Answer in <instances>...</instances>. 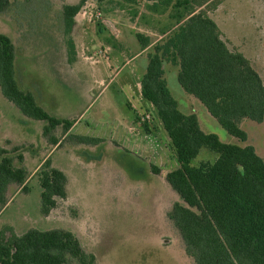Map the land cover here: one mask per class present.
<instances>
[{
    "label": "rangeland",
    "instance_id": "rangeland-1",
    "mask_svg": "<svg viewBox=\"0 0 264 264\" xmlns=\"http://www.w3.org/2000/svg\"><path fill=\"white\" fill-rule=\"evenodd\" d=\"M68 1L10 0L0 14V33L15 46L19 88L74 124L69 133L62 125L52 132L56 145L43 134L47 122L24 116L0 88V148L28 171L27 191L9 186L0 228L11 226L20 236L31 229L71 231L94 264H196L170 219L175 203L186 206L166 179L179 167L176 152L141 86L148 55L176 29L185 0H90L71 32L63 12ZM188 1L217 23L229 49L243 53L264 81V0ZM138 33L151 38L147 49ZM164 70L179 109L196 114L203 131L224 143L254 145L264 157V128L242 121L248 139L230 135L181 87L177 65L164 61ZM216 158L203 150L194 164ZM46 162L67 177V197L57 198L47 216L40 185ZM66 264L81 262L69 257Z\"/></svg>",
    "mask_w": 264,
    "mask_h": 264
},
{
    "label": "trees",
    "instance_id": "trees-1",
    "mask_svg": "<svg viewBox=\"0 0 264 264\" xmlns=\"http://www.w3.org/2000/svg\"><path fill=\"white\" fill-rule=\"evenodd\" d=\"M89 0L63 7L65 25L71 32L75 18ZM103 3L109 0H97ZM136 3L139 0H118ZM207 3V2H206ZM205 3V4H206ZM179 14L176 29L148 55L141 86L142 96L157 110L176 152L179 167L167 181L184 201L175 203L170 219L179 230L196 264H264V158L254 146L224 143L218 135L201 128L196 114H185L164 78V61L179 67L181 87L197 98L230 135L246 141L239 126L243 119L264 121V81L243 53L232 51L222 40L219 26L188 0ZM10 0H0V14ZM142 49L151 38L136 35ZM15 46L0 33V88L27 118L47 122L43 134L58 144L52 132L59 126L68 133L69 120L50 115L30 92L22 91L15 78ZM96 144L99 139L80 137ZM203 150L217 158L195 165ZM0 148V209L8 204V189L16 184L27 191L28 171L17 167ZM23 162V157H19ZM41 211L49 215L57 198L67 197L65 173L46 162L40 174ZM69 257L81 264H94L95 256L84 251L71 231L31 229L18 235L11 226L0 228V264H66Z\"/></svg>",
    "mask_w": 264,
    "mask_h": 264
},
{
    "label": "crops",
    "instance_id": "crops-1",
    "mask_svg": "<svg viewBox=\"0 0 264 264\" xmlns=\"http://www.w3.org/2000/svg\"><path fill=\"white\" fill-rule=\"evenodd\" d=\"M89 1H90V0H89ZM89 1H88V2H89ZM79 2H80V1H78V0H71V1L69 0V1L67 2L66 5H77ZM88 2H87V3H88ZM96 2L98 3L97 0H96ZM87 3H86V5H85L83 8H87V5H88ZM99 4H101V3H99ZM83 8H82V9H83ZM75 23L77 24V18H75ZM223 33H224V32H223ZM131 61H132V60H131ZM131 61L129 60V62H128L127 64H129ZM122 85H124L125 87L128 86L127 88H128V91L130 92V90H131V89H130V85H128V84H127L126 82H124V81L122 82ZM242 121H249L250 123H253V124H256V125H260L262 128H264V121H263L262 123H256V122L251 121V120H249V119H243ZM242 121H241V122H242ZM239 126H240V127L246 132V133L248 132L246 129H244V128L242 127V125L239 124ZM73 127H74V126H73ZM73 127H72V128H73ZM69 132H70V131H69ZM69 132H68V133H69ZM247 134H248V133H247ZM252 146H254V145H252ZM254 147H255V146H254ZM255 149H256V147H255ZM256 151H257V150H256ZM257 153H258V152H257ZM260 156H261V155H260ZM261 157H263V156H261ZM263 158H264V157H263Z\"/></svg>",
    "mask_w": 264,
    "mask_h": 264
}]
</instances>
